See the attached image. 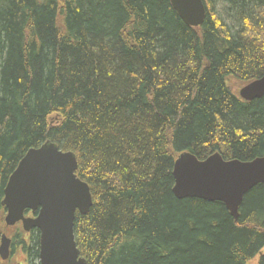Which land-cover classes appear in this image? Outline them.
I'll use <instances>...</instances> for the list:
<instances>
[{"label":"trees","instance_id":"16d2710c","mask_svg":"<svg viewBox=\"0 0 264 264\" xmlns=\"http://www.w3.org/2000/svg\"><path fill=\"white\" fill-rule=\"evenodd\" d=\"M203 1L192 28L170 0H0V200L30 149L74 153L92 198L74 222L87 264H264V184L237 221L171 191L181 153L264 157V97L228 85L264 76V0ZM22 238L31 264L39 233Z\"/></svg>","mask_w":264,"mask_h":264},{"label":"water","instance_id":"95a60500","mask_svg":"<svg viewBox=\"0 0 264 264\" xmlns=\"http://www.w3.org/2000/svg\"><path fill=\"white\" fill-rule=\"evenodd\" d=\"M171 7L189 27L198 28L206 16L203 0H170ZM245 102L264 97V76L239 91ZM72 152H62L50 141L30 149L10 175L3 190L4 223L22 224L24 232H39V264H86L74 236L76 213L85 216L92 207L89 186L76 176ZM173 195L179 201L196 199L221 203L234 221L245 195L264 184V157L250 162L224 160L219 153L200 161L191 153L179 154L173 167ZM26 211L37 216L26 218ZM11 241L0 238V260L10 256Z\"/></svg>","mask_w":264,"mask_h":264},{"label":"flooded vegetation","instance_id":"af4514ba","mask_svg":"<svg viewBox=\"0 0 264 264\" xmlns=\"http://www.w3.org/2000/svg\"><path fill=\"white\" fill-rule=\"evenodd\" d=\"M2 199H3V197H2ZM2 199L0 200V206H1V201H2ZM2 208H3V207H2ZM3 209L5 210V215H4V217H3V223H4V218H5V216H6L7 211H6L5 208H3ZM37 213H38L37 211H36L35 213H33V212H31V211H26L25 214H24V216H25L26 218H35V217L37 216ZM77 214H78V213H76V215H77ZM75 218H76V216H75ZM3 227H4L5 230H6V229H10V230H11V235L7 236V234H5V233H0V238H1L2 235H5L8 239H10L11 244H10V256H9L8 260H6V261H1V260H0V264H7V263H9V262H12V259L14 258L16 252H21V253H23V255L26 257V254H25V251H24V245H23L22 243L19 244V245L17 246V248L14 250V243H13V237H14V234L16 233L17 230L21 231V232H22V235H23L22 240L27 244L29 238H31V237H32V238L35 237L36 234L39 233V232H38L37 230H31L30 232H24L23 229H22V224H21L20 222L17 223V224H15L13 227H7V226L5 225V223H4ZM76 246H77V245H76ZM38 256H39V254H38ZM38 258H39V257H38ZM81 258H82V257H81ZM82 259H83V258H82ZM84 260H85V259H84ZM37 261H38V260H37ZM85 261H86V260H85ZM26 264H27V261H26ZM86 264H87V262H86Z\"/></svg>","mask_w":264,"mask_h":264},{"label":"rangeland","instance_id":"374dc122","mask_svg":"<svg viewBox=\"0 0 264 264\" xmlns=\"http://www.w3.org/2000/svg\"><path fill=\"white\" fill-rule=\"evenodd\" d=\"M228 85L230 90L233 92L234 95H236L238 97V92L239 90L244 87L245 85L236 82L233 79H230L228 81ZM1 219V217H0ZM0 231H2V233L7 234V236L11 235V230L10 229H4V227L1 225L0 223ZM264 253V250L262 251ZM27 258L23 255V253L21 252H16L14 258L12 259V262H9L7 264H26ZM258 261V257L255 258L254 260H252L251 262H249L248 264H257ZM31 264H38V261H34Z\"/></svg>","mask_w":264,"mask_h":264},{"label":"bare ground","instance_id":"6f19581e","mask_svg":"<svg viewBox=\"0 0 264 264\" xmlns=\"http://www.w3.org/2000/svg\"><path fill=\"white\" fill-rule=\"evenodd\" d=\"M174 167V166H173ZM172 176H173V171H172ZM174 179V178H173ZM173 188H174V184H173V187H172V194H173ZM175 197V196H174Z\"/></svg>","mask_w":264,"mask_h":264}]
</instances>
